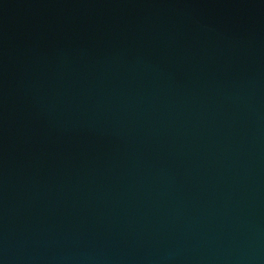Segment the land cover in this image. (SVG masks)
Listing matches in <instances>:
<instances>
[{
    "label": "water",
    "instance_id": "water-1",
    "mask_svg": "<svg viewBox=\"0 0 264 264\" xmlns=\"http://www.w3.org/2000/svg\"><path fill=\"white\" fill-rule=\"evenodd\" d=\"M0 264H264V0H0Z\"/></svg>",
    "mask_w": 264,
    "mask_h": 264
}]
</instances>
